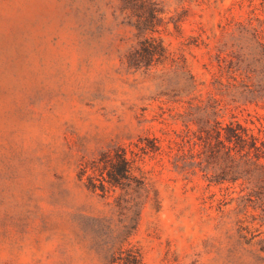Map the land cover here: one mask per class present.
<instances>
[{
    "label": "rangeland",
    "instance_id": "374dc122",
    "mask_svg": "<svg viewBox=\"0 0 264 264\" xmlns=\"http://www.w3.org/2000/svg\"><path fill=\"white\" fill-rule=\"evenodd\" d=\"M153 1L160 21L142 34L122 0H0V264H124L127 250L140 264H264L248 190L181 169L186 127L264 123V0ZM144 35L175 62L129 67ZM154 142L136 163L149 192L102 195L78 176L103 151Z\"/></svg>",
    "mask_w": 264,
    "mask_h": 264
},
{
    "label": "trees",
    "instance_id": "16d2710c",
    "mask_svg": "<svg viewBox=\"0 0 264 264\" xmlns=\"http://www.w3.org/2000/svg\"><path fill=\"white\" fill-rule=\"evenodd\" d=\"M133 11H137L138 21L135 25L139 33L152 30L156 22L160 21L159 9L153 0H122ZM177 27L176 21L174 22ZM254 35L258 37L255 31ZM264 51V43L259 42ZM170 58L167 48L154 36H143L137 47L132 49L126 56L129 67L149 68ZM257 133L252 128L242 124L235 116L227 122L214 119L211 124L203 123L198 130L189 136L186 127V135L182 142L187 143L190 163L182 166L193 171L199 168L207 186L221 187L224 184L242 187L241 191H247V197H241L243 208L246 202H252L253 208L256 204L261 207V221L264 224V123H259ZM194 146L198 147L195 151ZM138 151H131V157H127V148L121 145L111 150L101 152L89 165H82L78 176H85L86 187L95 191L99 189L104 195L106 189L118 187L121 190L129 188L149 192L147 185L141 180V170L136 163L143 154L155 152L159 147L153 145H136ZM91 171L92 174H89ZM135 171L138 172V176ZM227 189V188H225ZM156 202V198H155ZM126 257H118L124 264H140L141 257L138 252L127 250Z\"/></svg>",
    "mask_w": 264,
    "mask_h": 264
}]
</instances>
